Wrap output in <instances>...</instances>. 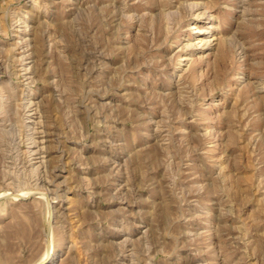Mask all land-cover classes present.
Returning <instances> with one entry per match:
<instances>
[{
	"label": "rangeland",
	"instance_id": "rangeland-1",
	"mask_svg": "<svg viewBox=\"0 0 264 264\" xmlns=\"http://www.w3.org/2000/svg\"><path fill=\"white\" fill-rule=\"evenodd\" d=\"M44 252L264 264V0H0V264Z\"/></svg>",
	"mask_w": 264,
	"mask_h": 264
},
{
	"label": "bare ground",
	"instance_id": "bare-ground-1",
	"mask_svg": "<svg viewBox=\"0 0 264 264\" xmlns=\"http://www.w3.org/2000/svg\"><path fill=\"white\" fill-rule=\"evenodd\" d=\"M210 44V42H208ZM209 46V45H208ZM50 256V255H49ZM48 257V252H44V254L42 255V257L39 259V261L36 264H41L43 263Z\"/></svg>",
	"mask_w": 264,
	"mask_h": 264
}]
</instances>
